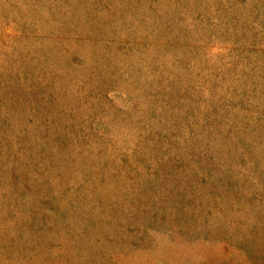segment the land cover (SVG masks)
<instances>
[{
    "label": "rangeland",
    "instance_id": "rangeland-1",
    "mask_svg": "<svg viewBox=\"0 0 264 264\" xmlns=\"http://www.w3.org/2000/svg\"><path fill=\"white\" fill-rule=\"evenodd\" d=\"M0 264H264V0H0Z\"/></svg>",
    "mask_w": 264,
    "mask_h": 264
}]
</instances>
